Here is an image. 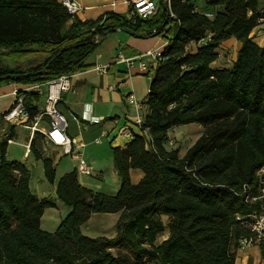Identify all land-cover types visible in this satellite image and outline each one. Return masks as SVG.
Here are the masks:
<instances>
[{"label":"trees","instance_id":"16d2710c","mask_svg":"<svg viewBox=\"0 0 264 264\" xmlns=\"http://www.w3.org/2000/svg\"><path fill=\"white\" fill-rule=\"evenodd\" d=\"M197 1L171 0L175 16L169 13L167 21L162 5L152 17L130 21L114 11L83 20L60 0H0V84L44 82L81 70L118 29L167 38L166 60L145 101L147 133L133 132L125 147L113 148L119 189L93 191L80 183L77 170L65 173L55 191L69 211L54 231L42 228L41 219L55 202L33 192L30 168L6 155L13 129L0 141V264H235L240 239L250 233L238 218L252 208L244 186L256 183L264 162V44L252 36L256 30L264 35V12L260 0ZM208 34L211 39L202 41ZM231 37L240 43L235 60L216 64L221 43ZM5 49H41L45 58L12 67L2 62ZM22 94L32 119L40 97ZM189 123L202 128L181 156L178 147L167 148L168 134ZM43 138L36 131L30 150L54 183ZM132 169L143 173L137 183ZM94 213H119L114 236L82 232Z\"/></svg>","mask_w":264,"mask_h":264},{"label":"crops","instance_id":"0c3cea01","mask_svg":"<svg viewBox=\"0 0 264 264\" xmlns=\"http://www.w3.org/2000/svg\"><path fill=\"white\" fill-rule=\"evenodd\" d=\"M204 1L198 0L197 3L203 6L205 4ZM110 3L111 0H82L83 10L78 14V17L83 20L96 19L110 11L120 14L124 12V5L118 4L116 8H113ZM259 3L261 11L264 12V0H260ZM263 25H260V27ZM118 31L125 30L118 29L113 32ZM128 33H115L106 36L96 51L87 57L85 61L87 67L71 73V88L68 91L62 92L61 100L58 104L59 110L67 118L68 126L66 133L83 145L80 149L81 155L91 168L90 173H80L78 171V157L76 155H70L74 164L73 168L69 171L77 170L80 183L93 191L113 194L120 187V177L113 160V148L125 147L131 141V137L122 134L119 131V125L127 124L133 132H139L137 125H135V120L139 115L143 117L146 115L147 105L145 101L151 80L156 71L155 58L148 55L147 52L159 49L166 44V42L159 38H145ZM252 36L258 44H264V35L261 31H253ZM239 45L240 43L234 37L224 40L220 45V55L215 63L229 66L236 58ZM121 54L124 58H131L133 63L129 64L125 60L119 59ZM142 62L145 64V67L141 65ZM22 64H25V62L23 61ZM97 65L106 66V71H100L96 67ZM8 83L7 90H0V97L7 96L14 98L13 92L17 87L20 88V85L17 84L15 87L16 83L14 81H9ZM34 83L38 82L25 83L24 87ZM27 92L37 93L33 90ZM45 93H37L40 97L37 102L40 111L44 107ZM130 95L134 96L136 103L129 100ZM5 110L6 108L0 111V141L8 135L12 128L13 137L9 138L12 141L8 139L7 146L15 143L20 144L25 147L24 159H29L31 154L34 156V153L31 150L29 152L27 151V145L31 144L34 135L31 136L30 130L27 128L12 125L3 120L1 114ZM87 114L97 117L98 120L91 121L85 119ZM47 124L48 118L45 117L42 126H46ZM6 155L8 159H11L7 153V148ZM42 155L44 157H50L56 169V164H58L56 158L60 159L66 154L63 153L61 146L46 142L43 138ZM105 156L107 157L106 164H104ZM14 160L25 163L21 159ZM36 160L43 162L42 158ZM138 170H131V181L133 183H137L143 176L141 170V174H137ZM107 171L114 174L116 184L114 190L116 191H104L102 187ZM133 174L137 176L136 178H139L138 181H136L137 179H133ZM61 176L54 180V183H52L53 190L50 189L49 194L43 195L35 192L39 197H50L55 202L54 206L47 207L45 211L48 208H57L58 203H63L57 197L55 191L57 182ZM84 179H86V183H84ZM92 180L97 183L93 185ZM95 186L96 188H94ZM39 188L44 192V189ZM68 211L69 208L67 207V213ZM43 217L44 214L41 219L42 228H44ZM93 217L108 220L109 223L103 227L100 226L98 233L87 234L82 230L85 235L93 237L114 236L115 224L119 218V213H94L90 219ZM61 219L59 220L61 221ZM55 229L49 231H54ZM235 264H264L261 249L258 246L238 248Z\"/></svg>","mask_w":264,"mask_h":264},{"label":"built area","instance_id":"2783aa9c","mask_svg":"<svg viewBox=\"0 0 264 264\" xmlns=\"http://www.w3.org/2000/svg\"><path fill=\"white\" fill-rule=\"evenodd\" d=\"M60 1L72 15H78L83 10L82 0ZM163 1L167 4L168 12L171 16H175L171 13V0H111L110 5L113 8H116L118 4L124 5L125 10L123 13H125V18L130 21H135L137 19L150 18L155 15ZM210 39L211 34H208L202 38V41H209ZM165 45L162 47H165ZM162 47L147 52L148 55L155 58L156 68L161 61L166 60V57L162 55ZM119 59L125 60L129 64L133 63L131 58H124L122 54L119 56ZM141 65L145 67L143 62ZM96 67L100 71H106V66L97 65ZM70 88L71 74H61L44 82L29 84L24 89L17 87L13 92L14 99L12 103L2 112L1 117L9 124L29 129L31 136L36 131L40 132L46 142L61 146L64 154L76 155L79 160L78 171L87 174L91 172V168L81 155L80 149L83 145L66 133L68 126L67 118L58 108L62 92L68 91ZM31 90L39 94L46 92L43 109L32 119L28 109L25 107L22 94L23 92ZM129 100L136 103L133 95L129 96ZM45 117L48 118V124L42 126ZM85 119L91 121L98 120L97 117L91 116L90 114H87ZM143 121L144 117L139 115L135 120V125H137L140 133H147V129L142 126ZM119 131L126 136H133V131L127 124L119 125ZM9 141L12 140L9 139ZM29 146L28 144V152L30 150ZM244 191H246L245 202L252 208L244 214L239 215L238 218H241L246 223L250 233L240 239L239 246L240 248L258 246L264 257V162L256 172V183L250 188L245 185Z\"/></svg>","mask_w":264,"mask_h":264},{"label":"rangeland","instance_id":"374dc122","mask_svg":"<svg viewBox=\"0 0 264 264\" xmlns=\"http://www.w3.org/2000/svg\"><path fill=\"white\" fill-rule=\"evenodd\" d=\"M202 1V0H200ZM122 16H125V13H122ZM124 34L128 33L126 31H118V32H111L107 35L111 34ZM129 34V33H128ZM106 35V36H107ZM106 36L103 38L102 42L105 40ZM149 38H159L162 41L166 42L167 38L163 34H159L156 36H151ZM101 42V43H102ZM101 43L98 45V47L101 45ZM105 44V42H104ZM167 44V42H166ZM97 47V48H98ZM39 48V47H36ZM96 48V49H97ZM165 47H162V50ZM96 49L92 52L94 53ZM4 55L2 56V62L6 63L9 66L12 67H22V68H28L30 66H36L39 65L43 59L45 58V54L43 50L37 49L36 51H22L20 49H5L3 50ZM25 62V64H22V62ZM15 87L16 85H20V88L24 89L25 82L23 81H14ZM8 82H3L0 84V90H7L8 89ZM13 97H0V111L3 109H7L10 104L12 103ZM201 125L198 123H189L181 126H176L172 128L169 131L168 134V142L166 143L167 148H174L178 147L180 150V155L183 156L187 149L197 140V138L200 135L201 132ZM20 141L19 139H17ZM24 150L25 147L21 146L18 143L15 144H9L7 146V153L9 154V157L11 159H21L24 160V162L30 167L32 171V176L30 180L31 189L38 193H41L43 195L49 194L50 189L53 190V184L50 182L44 173L43 170V162L41 160H36V158L31 154L29 159H24ZM56 161H58V164H56V172H55V179L59 178L61 175H63L66 171H69L73 168L74 161L71 160L70 155H64L60 159L56 158ZM107 162V157L104 158V164ZM138 170V169H137ZM137 174H141V171L138 170ZM137 176L133 174V179H137ZM105 182L102 184V187L104 191H116L115 189V180H114V174L112 172L107 171L105 173ZM86 179H84V183H86ZM93 185H95L94 180H92ZM41 187L44 189V192L40 190ZM96 188V186L94 187ZM52 192V191H51ZM67 214V206L64 203H58L57 208H48L43 217V227L47 230H53L56 228L57 224L59 223V219L61 217H64ZM167 221V220H165ZM109 222L108 220H102L98 219L96 217H93L89 219L85 224L82 226V230L84 233L87 234H93L98 233L99 227L107 225Z\"/></svg>","mask_w":264,"mask_h":264},{"label":"water","instance_id":"95a60500","mask_svg":"<svg viewBox=\"0 0 264 264\" xmlns=\"http://www.w3.org/2000/svg\"><path fill=\"white\" fill-rule=\"evenodd\" d=\"M162 7H163V9L166 11V21L168 20V14H169V12H168V7H167V4L163 1L162 2ZM122 30H125V31H128L130 34H133V35H136V36H140V37H142V34H139V33H136V32H134V31H132V30H130L129 28H122ZM44 72V69H42V70H40L39 71V73H43ZM28 75V74H27ZM9 79H11V80H16V79H18V75H16V74H10V75H8L7 76Z\"/></svg>","mask_w":264,"mask_h":264}]
</instances>
